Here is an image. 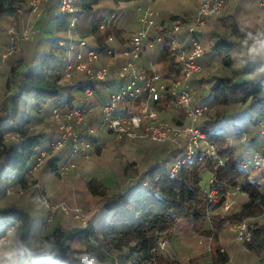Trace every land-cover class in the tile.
Returning <instances> with one entry per match:
<instances>
[{"label":"trees","instance_id":"trees-1","mask_svg":"<svg viewBox=\"0 0 264 264\" xmlns=\"http://www.w3.org/2000/svg\"><path fill=\"white\" fill-rule=\"evenodd\" d=\"M98 1L82 0L79 15L89 16ZM112 1L118 3L132 0ZM25 2L26 0H0V18L9 15L18 26ZM173 19L181 24L176 17ZM65 25V18H60L57 31H63ZM230 29L231 35L240 38L241 33L234 20L230 23ZM108 34L109 31H106L104 37ZM102 40L103 37H100L101 46ZM232 49L233 45L228 38L219 39L213 46L225 68H230L233 63L230 56ZM160 60L164 65L167 64L169 70H175L177 67L175 56L170 51L167 41L163 44ZM65 62L66 50L56 42L43 55L36 70L17 75L16 66L11 68V76L6 82V87L13 94L7 95L5 103L0 106V161L2 162L0 171L8 170L11 174L24 176L27 165L34 157L37 148L41 146V138L27 129H22V125L10 124L19 131L22 138L21 147L16 148L3 143L2 130L5 126H9L10 120L18 114L23 97L32 96L31 111L37 114H40L49 102L60 100L62 95L60 80ZM209 93L212 101L218 105L228 106L249 102L264 107V75L257 80H239L237 75L220 76ZM221 118L220 113H215V118L212 123L207 124V129H201L207 134L209 142L215 146L216 153L225 157V162L221 166H214L206 159L194 158L185 163L174 178L167 177L159 167H155L150 173L152 176L158 174L159 182L151 180L149 188L141 190L138 197L128 196L127 193L122 192L109 195L107 187L100 181L95 178L88 180L86 183L88 192L101 199L104 212L109 214V219L100 234H97L92 226L73 229L57 226L45 239V242L52 244L50 249L45 250L41 245L34 250H26L24 245L29 242L32 230L30 214L16 207L1 209L0 221L8 226L12 219L18 222L14 239L15 249L18 248L21 254L17 255L26 257L29 264H73L71 260L73 254L86 250L94 255L100 264H115V259L108 258L105 252L121 253L126 249L134 258L132 264H146L151 260L152 250L160 237L170 238L175 229L186 227L206 238L204 246L208 245L210 248L211 264L228 263L229 256L219 245V233L227 224L234 225L261 215L264 212V194L260 192L259 186L249 179L248 173L240 169L225 139L221 135L209 133L210 128ZM205 170L213 174L221 195L220 203L225 200L226 191L238 185L248 198L238 211L230 215L210 216L208 228L205 225L207 198L201 187V174ZM51 171L56 172L55 166ZM182 223L187 225H181ZM78 237L85 239L84 248L71 250L69 243ZM90 239L92 242L89 241ZM243 248L264 263L262 259L264 226L259 225L257 229L252 230L251 240L243 243ZM157 264H199V262L196 257L190 258L186 263H178L160 256Z\"/></svg>","mask_w":264,"mask_h":264},{"label":"crops","instance_id":"crops-1","mask_svg":"<svg viewBox=\"0 0 264 264\" xmlns=\"http://www.w3.org/2000/svg\"><path fill=\"white\" fill-rule=\"evenodd\" d=\"M44 1L46 2V6L42 9L38 18L30 13L27 5H24L21 13V21L18 26L13 22L9 15H3L0 18V30H4L9 26L14 25L17 28L28 27L31 34L32 32L38 34H34V36L31 35L28 40L21 42L18 45L16 54L8 58L6 62L0 66V97L2 93H4L5 96L9 93L10 89H6V82L11 76L12 67L16 66L15 74L17 75L26 73L30 70H36L43 55L47 53L50 47L64 35L63 31H57L56 29L58 20L60 19L58 12V0ZM236 1L237 0H225L223 11L218 16L207 21L199 30V39L204 47V54L199 60L203 74L196 77L194 81L189 84V88L193 94V103L196 104L200 101H204L208 106V110L197 121L198 123L202 122V125L196 127H199L200 129L206 128L207 124L213 122L215 113L219 111L222 115L221 120L208 130L211 134L221 135L223 138H231L232 142L229 145L234 157L244 156L253 151H264V107L250 104L249 102L228 106L218 105L212 101L209 91L210 88L216 84L217 78L220 76L215 77L209 86L205 84L204 81L199 80L207 75L205 73H207V65L210 61L208 57L209 49L211 48V53L217 56L216 52L213 50V44L215 43L207 40V34L214 33L219 30L226 32L229 36L228 40L233 45V49L230 53L233 63L231 67L228 68L229 72L226 73V76L237 75L239 80H257L264 75V72L260 71L261 67L264 65L260 62L251 61L246 55H244L246 50L244 41L248 34H255L261 29H264V17L259 18V16L255 15L254 12H251V10L255 9L257 4L264 6V3L261 5L256 0H249L250 4L247 9H239L238 6L236 7ZM81 3L82 0H79L77 4L78 8ZM198 3L199 0H132L118 3H115L112 0H99L97 4L94 5L93 11L89 16L79 15L78 17L76 32L80 38H86L87 46H75L70 54V62L74 67L77 63L78 53L84 54L88 49L96 50L99 55L97 59L91 63V68L106 69L107 75L105 80H92L86 73L76 72L73 69L69 79H66L63 82L60 100L49 102L43 111L40 114H37L31 111V106L33 104L32 96H25L20 102L18 114L14 119L10 120L8 125H22V129H27L32 134L39 135L41 138V145H45L58 135V126L60 122L51 116V111L54 108H59L61 114L73 107L91 108L92 111L88 113L86 121L88 125L97 130L98 135L93 145L86 152L81 154H84L86 157V153L92 149H94L98 154L101 153L104 147H107L108 150L112 139L110 135L107 134L109 132H106L102 126V115L99 107L107 100L108 96L112 92L117 90L118 85L120 84L117 71L125 61V57L122 52L124 51L127 42L131 39V36L142 28L140 17L145 11H147V9H151L153 11L155 24L149 33V42L151 44L150 46L146 43L143 45L140 56L136 61L138 70L148 71L152 64L161 61H156V59L161 58L163 46L157 44L156 38L159 36L165 37L166 39L170 38V24L172 21H175L173 17H176L181 22V24H179L181 29L177 34V37L179 40L186 39L187 29L197 13ZM111 15H115V17L111 19ZM52 20L56 22V27L53 32H50L47 29L48 26L42 22L47 21L50 23ZM232 20H234L238 26L241 33L240 38H235L231 35L230 23ZM36 21L40 24L38 25V28L34 24ZM101 23H106L108 25L107 29L103 32L98 31L97 28ZM32 28H34L33 31H31ZM106 31H109V34L104 37ZM100 37H103L102 46L99 42ZM224 37L225 36H219L215 41L217 42L219 39ZM211 44L213 46L209 47ZM249 44H251V41H249ZM107 50H111L112 54H106ZM165 67L168 68L167 64ZM170 71L173 72L174 70L170 69ZM170 82V79L165 80L167 88L170 86ZM2 86L4 89H2ZM10 88L12 89V86ZM86 90L92 91L93 94L91 96H87ZM1 99L2 97L0 98V102ZM130 106L132 108H137L138 102H133ZM157 107L160 109L163 117L169 118L170 120L175 118V122L177 124L181 123L182 120H180L179 115L176 113V108H181H178L173 103L167 93L161 95ZM216 108H218L217 112H215L217 110ZM197 122L195 124H197ZM240 133H244L246 135L245 141L240 138ZM111 135L117 139L113 134ZM81 154L71 155L69 148L65 147L61 151L56 152L51 159L43 164L41 169L36 174V178L44 183L45 190H47L50 196H53L54 198L69 197L68 199H71L70 195L74 193H69L70 188H79V191L82 194H90L86 187L87 181L85 183V190H82L79 183L84 174L93 171V166H88V164L85 163L83 164L82 158L77 157ZM75 161H77V163ZM1 163L2 162L0 161V165ZM70 163L74 164L75 167L69 168L68 165ZM53 166H55L56 172L51 171ZM105 166H100L98 168L100 171L96 173L97 176H92L90 179L95 178L105 185L109 195L122 192L127 193L128 196L138 197L141 194L136 191V188L140 187L141 181L129 185L123 191H119L117 188L115 191L112 190L110 192L109 188L114 186V182L117 179H115L114 175L110 174V171L107 170V166L111 167L110 163L105 164ZM62 167H67V170L61 174L60 169ZM77 167H80V169ZM46 168L49 169L50 173L45 174ZM202 174L201 176H203ZM10 175L11 172L8 170L0 171V197L5 194L4 189L6 185V178ZM51 176H65V178L64 180H61L57 177L56 182L58 183H56L51 180ZM59 183L60 186L58 185ZM14 184H17L16 186L25 187L26 181L24 176L17 175L14 180ZM260 192L264 194V189H260ZM90 196L92 195L90 194ZM92 197L94 198L95 196ZM95 198H98L100 201L101 210L96 218V222L102 219L100 228L101 231L102 227L109 219V214L104 212L102 207L103 202L101 199L99 197ZM66 202L69 203L68 201ZM69 204L73 205L74 203ZM4 208H0V210ZM23 211L29 213L32 218L31 240L33 236V229L36 225L38 217L34 216L29 210ZM103 212L104 214H102ZM51 221H49V217H47L45 223L49 224ZM228 226L229 225H226L225 228ZM224 229L219 233V245L221 250H224L223 248H225L224 246L227 244V241L224 242V238L221 236ZM94 230L96 232L95 228ZM13 242L15 248V239ZM11 247L12 245L3 243V246L0 247V253L9 252ZM225 252L228 254L227 251ZM20 257L15 255L11 260H9L3 255H0V264H29L26 257Z\"/></svg>","mask_w":264,"mask_h":264},{"label":"built area","instance_id":"built-area-1","mask_svg":"<svg viewBox=\"0 0 264 264\" xmlns=\"http://www.w3.org/2000/svg\"><path fill=\"white\" fill-rule=\"evenodd\" d=\"M43 1L26 0L24 5H27L30 13L38 18L42 12ZM78 1L58 0L59 17L65 18L66 21L65 37L57 41V44L63 46L66 50V62L60 80L62 86L64 80L69 79L73 69L76 72H84L90 79L97 81H104L107 75L106 69L91 68V63L99 55L96 50L88 49L84 54L78 53L77 63L74 67L70 62V54L75 46H87L86 38H80L76 32L79 17ZM256 1L261 5L264 3V0ZM224 5L225 0H199L197 13L187 29L186 39L179 40L177 37L181 26L175 21L170 24V38L166 39L161 36L156 38L159 45L163 46L165 41L169 43L170 51L174 54L177 65L173 72L166 68L163 62H155L149 67L148 71H140L136 66V61L140 56L143 45L146 43L150 46L151 44L149 42V33L155 24L153 11L147 9L140 17L142 28L131 36L122 52L125 61L117 71L120 84L117 90L112 92L99 107L103 128L117 139H141L154 144H167L170 146L175 156L165 159L158 166L169 178L176 177L182 166L194 158L206 159L214 166H221L225 162V157H221L216 153L215 146L209 142L207 134L199 127L193 125L208 110V106L204 101L194 104L193 94L189 88V84L202 71L199 60L204 54V47L199 39L198 32L207 21L222 12ZM114 17L115 15H111V19ZM107 27L106 23H101L97 28L98 31L103 32ZM30 37L31 33L28 27L17 28L12 25L0 30V66L8 58L16 54L18 45L21 42L28 40ZM106 54H112V51L107 50ZM166 79L171 80L168 88L165 84ZM164 93H167L173 103L183 110L190 124L180 125L160 120L157 105L161 95ZM12 94L9 91L8 95ZM86 94L91 96L93 93L90 90H86ZM133 102H138L137 108L130 106ZM90 111H92L91 108L84 107H73L62 114L59 108H54L51 111V116L60 122L58 135L47 144L37 148L34 157L27 165L24 179L30 178L34 171L39 169L45 161L52 158L53 153L59 152L65 147L69 148L71 155H76L86 152L93 145L98 132L88 125L86 121ZM240 138L245 141L246 135L240 133ZM2 139L5 145H11L16 148H20L22 145L19 131L12 128V126L3 128ZM224 139H226L228 145L232 142L229 137ZM235 159L240 169L248 173L249 179L259 186L260 189H264V151H253L244 156H237ZM68 167L74 168L75 165L70 163ZM66 170L67 167H62L60 173L62 174ZM149 171L145 180L141 182L140 187L136 188V191L141 192V190L149 188L151 180L159 182V175L154 174L152 176ZM16 176L13 173L7 178L4 189L5 194L14 192ZM235 191H242L239 185L228 189L225 194L226 200L219 204L221 198L219 189L214 177L210 178L203 190L207 198V219H209L211 214H214L213 211L218 204L220 206L225 205L227 210L229 206L226 201ZM41 201L51 214L49 221L57 212L73 216L75 219L82 221H87L89 218L96 220L100 213L98 208L85 211L81 207L74 204L71 205L65 201L52 203L44 195L41 196ZM17 225L18 222L15 219L11 220L9 226L5 222L0 221V231L13 230L14 232ZM259 225L264 226V212L257 217L234 224L232 226L235 233L234 240L239 243L249 242L252 230L257 229ZM166 247L167 238L160 237L152 250L151 260L146 264H157L158 258L163 254Z\"/></svg>","mask_w":264,"mask_h":264},{"label":"rangeland","instance_id":"rangeland-1","mask_svg":"<svg viewBox=\"0 0 264 264\" xmlns=\"http://www.w3.org/2000/svg\"><path fill=\"white\" fill-rule=\"evenodd\" d=\"M45 3L46 2L43 1L41 9H43L46 6ZM249 4H250L249 0L236 1V7L238 6L239 9H247ZM251 12H254L255 15L259 16V18H262L264 17V6H260L257 4L255 6V9L251 10ZM42 23L48 26L46 27L50 32H53L54 28L56 27V22L53 20L50 23L47 21H43ZM34 24L36 25L37 28L38 25H40L38 24L37 21ZM33 30L34 28L31 29V31ZM34 34L38 35L37 33L34 32H32L31 35L34 36ZM226 35L227 34L225 31H221V30L215 31L214 33L207 34V40L216 43L215 40H217L219 36H225L224 38L229 37L228 35L227 36ZM64 37H65V33L62 39H64ZM213 45L211 44L209 45V47ZM211 51L212 49L210 48L209 56H208L210 61L209 64L207 65V73H205L207 75H205L204 78H200L199 80V81H204L205 84H207L208 86L215 79V77L226 76V73L229 72L228 68H225L222 62L217 58L215 54H212ZM159 60L160 58L156 59V61ZM202 74L203 72L201 71L200 76ZM2 89H4L3 86ZM4 96L5 94L2 93L1 94L2 99L0 104L5 103L7 96L5 97ZM216 109H217L216 111L214 109L215 112L218 111V108ZM157 110L159 112L160 120L177 124L175 122L176 121L175 118L173 120H170L169 118L163 117V114L160 112V109L158 107ZM176 110H177L176 112L177 115H179L180 120H182L180 125L185 123L190 124L189 120L187 119L183 111L177 108ZM217 113H219V111ZM201 123L202 122L200 123L197 122V124H193V125L195 127L201 126L202 125ZM205 129H207V127ZM107 134L110 135L112 139L111 143L109 144L110 147L108 150L107 147H104L101 153L98 154L94 149H92L86 153L87 155L86 157L84 154L77 156L82 158L83 164L85 163L88 164V166L89 165L93 166L92 167L93 171L84 174V176L82 177L79 183L82 190H85L86 181H88L92 176H97L96 173L100 171L98 168L100 166H105V164L110 163L111 167L107 166L108 167L107 170H109L110 174L114 175L115 179H117L114 182V186L109 188L110 192L112 190L115 191L117 188L119 189V191H123L125 188H127L129 185L133 183L144 181L149 170L150 171L154 170L155 167H158L162 161H165V159L167 160L169 157L175 156L174 152L171 151L170 146L167 144H161V145L154 144L141 139L117 140L110 133ZM55 153H53V155ZM47 161H45V163ZM75 162L77 163V161ZM41 167L36 171H34L31 174L30 178H28L27 180L25 179L26 181L25 187L16 186L17 184H14L13 193L4 194L3 196L0 197V208L16 207L22 210H29L34 216L38 217L36 225L33 229L32 239L24 245L25 249L34 250L38 246L43 245L45 239L48 236H50L51 232L56 226H61L65 229L84 228L86 226H92L93 228L96 229L97 234H99L102 224V219L99 220L98 222H96V220H92V218H89L87 221L86 220L82 221L75 219L73 216L60 214V212H57L58 214L56 213L54 215L51 223L49 224L45 223V220L51 214L49 210L45 208V206L41 201V196L43 195L47 196L49 200L51 198L50 201L52 203H56L60 200H65V202L68 201L69 203H74V205L81 207L85 211H90L93 208H98L101 210V207L98 198L95 197L93 198L92 196H90V194L89 195L82 194L79 191V188L69 189V193L71 192L74 193L70 195L71 199H68L69 197L54 198L53 196H50L47 190H45L44 183L36 178V174L41 169ZM78 169H80V167ZM48 173H50L49 169L46 168L45 174ZM202 175L203 176H201L202 177L201 187L202 190H204L205 186L208 184V181L213 174L209 170H205ZM57 177L58 176H51V180H53V182H56ZM58 178L64 180L65 176ZM62 183L65 184L64 182ZM58 185L60 186V183ZM225 200H226V196H225ZM246 200L247 198L244 192L235 191L234 194L230 196V198H228L226 201V204H228L229 206L228 209L227 210L225 209V205L220 206L219 205L220 201H219V204L217 205L216 209L213 211L214 214L213 215L211 214V216L230 215L238 211L241 205ZM102 214H104V212ZM208 220L209 219H207L205 224L206 228H208L210 225ZM181 225H187V224L182 223ZM227 225L229 226L225 228L224 231L221 233L222 238H224V242L227 241V244L226 246H224L225 248L223 249L228 252L230 257V260L226 264H262V262L258 257L247 252L243 248V243H239L234 240L235 233L233 228L230 227L233 226V224H227ZM9 233H13V230H7L5 232L0 231V242L6 244L7 241L9 240ZM162 237L167 238V247L161 256L167 257L169 260L172 261H177L178 263H186L190 258L196 257L198 259L199 264H211L210 253H209L210 248L208 245L206 247L204 246V240L206 238H204L203 235H197L194 231H191L186 227L185 228L183 227V229L181 228L175 229L174 233L170 238H168L167 236H162ZM89 241L92 242L91 239ZM84 243H85V239L82 237H78L69 243V247L71 250H81L84 248ZM11 245L12 247L9 249L10 251H12L11 249L14 248V242ZM105 254L108 258H114L116 264H132L134 259L133 256L130 255V253L126 249H124L121 253H117L115 251H106ZM262 259H264V254H262Z\"/></svg>","mask_w":264,"mask_h":264},{"label":"clouds","instance_id":"clouds-1","mask_svg":"<svg viewBox=\"0 0 264 264\" xmlns=\"http://www.w3.org/2000/svg\"><path fill=\"white\" fill-rule=\"evenodd\" d=\"M249 41H251V44H249ZM244 46L246 49L244 55H246L249 60L260 62L262 65H264V29H261L255 34L249 33L244 41ZM260 71L264 72V66L261 67ZM14 237V232L9 233V240L7 241L9 245L13 243ZM2 246L3 242H0V247ZM41 247L47 250L52 247V244L46 241ZM17 254H21L18 248L7 253H0V255H3L9 260H11ZM71 260L73 261V264H100L99 260L86 250L73 254Z\"/></svg>","mask_w":264,"mask_h":264}]
</instances>
